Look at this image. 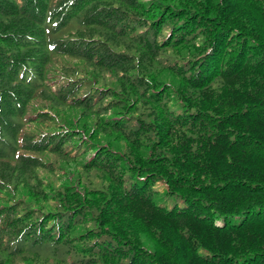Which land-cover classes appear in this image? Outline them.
<instances>
[{
	"label": "trees",
	"instance_id": "obj_1",
	"mask_svg": "<svg viewBox=\"0 0 264 264\" xmlns=\"http://www.w3.org/2000/svg\"><path fill=\"white\" fill-rule=\"evenodd\" d=\"M0 264H264V0H0Z\"/></svg>",
	"mask_w": 264,
	"mask_h": 264
}]
</instances>
